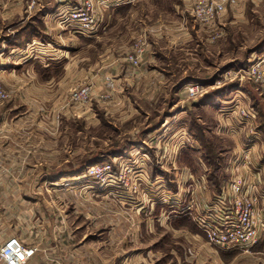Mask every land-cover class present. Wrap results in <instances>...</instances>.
Listing matches in <instances>:
<instances>
[{"label": "rangeland", "instance_id": "obj_1", "mask_svg": "<svg viewBox=\"0 0 264 264\" xmlns=\"http://www.w3.org/2000/svg\"><path fill=\"white\" fill-rule=\"evenodd\" d=\"M81 1L63 0L61 13L68 15ZM118 1L96 8L101 22L91 36L107 30L106 13ZM196 1L174 0L179 9L191 7L184 18L193 36L192 42L176 50L154 34L158 19L177 21L180 27L182 12L172 20L143 3L146 9L135 15L140 19L135 21H141L146 30L135 24L133 46L146 40L150 52L154 47L162 49L156 64L149 54L137 70L145 75H138V88L126 99L119 96L106 102L104 94V103L94 100L99 106L85 112L80 107L87 104L72 100L77 89L73 86L61 91L65 92L61 100L45 101L34 110L12 98L8 84L0 79L10 95L0 102V132L12 136L18 151L19 181L37 183L36 187L0 188V238H11L3 234L13 231V237L30 247L27 241L37 238L39 228L81 229L70 237L72 242L127 245L125 252L114 246L106 253L112 261L125 264H264L263 233L252 250L229 252L212 245L198 223V217L203 218L202 225L214 222L210 215L216 195L230 180L229 165L241 172L244 161L237 154H247L245 150L252 146L249 175L233 172L231 179L250 178L263 188L259 179L264 180V78L250 68L261 63L264 69V0H235L211 27L200 25L192 16ZM37 2H41L39 18L52 8L46 3L56 5L55 0L31 3L36 7ZM162 2L168 5L170 0ZM61 13L49 19L51 31L55 27L81 36L58 26ZM218 33L220 38L214 40ZM116 34L110 42L115 49L124 40ZM98 41L96 51L87 53L91 57L87 67L106 64L102 54L106 36ZM4 68L9 71L8 66ZM191 85L205 87L207 94L194 99L188 93ZM190 101L198 104L186 115L185 104ZM159 124V134L140 139L144 131ZM244 126L249 128L247 136ZM34 136L42 137L48 150L50 172L46 174L30 165L28 156L39 144ZM129 147L133 154L125 155Z\"/></svg>", "mask_w": 264, "mask_h": 264}, {"label": "crops", "instance_id": "obj_2", "mask_svg": "<svg viewBox=\"0 0 264 264\" xmlns=\"http://www.w3.org/2000/svg\"><path fill=\"white\" fill-rule=\"evenodd\" d=\"M32 1L35 2L36 0H0V79L5 85L8 84V88L12 93V98L14 95L22 105L33 108L34 110L38 107H43L45 101L61 100L65 92L67 90L70 91L73 86L75 88L77 87L76 91L85 86L90 87V101L86 106L80 107L82 109L84 108L85 112L93 111V108L95 109L99 106H96V103L94 104V100H96L97 103H104L102 100L104 96L107 97L106 102H109L107 100L119 96L122 99H126L127 94H130L131 90L137 89L136 80L139 78L138 75H145V72H137V70L144 65L143 62L150 57L149 54L152 55L153 63L156 64V57L159 56L162 49L154 47L153 52H150L151 45L149 44L147 53L140 67L137 69H134L127 60L135 38H137L133 34L135 24L142 26L140 29H142L143 32L146 30L145 25L141 21H135L136 18H138L137 21L140 20L139 17L135 15L145 11V3H148L159 15L166 16L168 14V17L172 20H176V14L182 12L181 21L178 22L180 27L176 26L177 21H169L166 23L162 22L161 19L157 20V22L160 23L159 26L158 24L156 25L157 28L154 34L156 40H166V46H168L170 50L172 48L176 50L182 43L187 44L193 41V36L190 35L191 32L189 27L185 28L187 26V21L184 18L185 13L189 12L188 10L191 7L185 10L179 9V6L174 3V0H170L168 5L163 4L162 0H119L121 2L117 0L118 2L106 13L107 20L105 29L107 30L102 33L99 31L98 33H101V36H97L96 34L94 37L63 33V31L55 27L51 31L50 24L52 23L49 19L55 18L58 12L61 13L64 10V7L60 5L63 0H55V6H53L52 3H46L52 6L53 9L51 8L46 11L42 18H39L36 13L40 10L39 7L41 6V2H37V6L34 7V3H31ZM149 1H151V3ZM60 15L63 14L61 13ZM221 21H219L218 24H220ZM215 27L219 30L218 26ZM119 29H121V31H118ZM183 29H185V32H183L184 34L179 33L182 32L181 30ZM114 32L117 33L116 36L122 35L124 39L122 45L117 47V49H115L113 45L110 46V42L115 39L112 37ZM59 35H62V37L60 38ZM104 35L106 36V41L104 42L107 48L102 54L106 56V64L100 68L97 67V64L87 67L86 63L91 61V57H88L87 53L97 49L96 45L99 42L98 40L102 42V39L105 37ZM108 35L112 38L109 39ZM160 41L157 43H160ZM206 41H208V39H206ZM49 44L52 46L48 47ZM39 46L44 47L42 48ZM15 57L20 58L18 60L14 59ZM7 61H11V63H5ZM13 64L17 65L14 66ZM4 66H8L9 71H6L7 68H4ZM102 80L104 81L102 82ZM61 91L65 92L62 93ZM101 91L102 94H99L98 92ZM96 93L97 95L95 96ZM120 93L122 95H120ZM22 99H24L25 102ZM189 110L191 109H186V112L183 113L188 115ZM243 121L244 123L249 121L248 124L255 123L254 120ZM244 128L246 131L245 136H247L249 128L245 126ZM159 130H161V124L144 131L139 137L140 139L144 138V135L151 137L155 134H159V132H161ZM256 136H258V134ZM238 139H242L241 136H239ZM33 140L38 141L39 144L38 147L33 150V153L28 156L30 157V165L32 168H35V171L40 170L43 174H46L50 172L48 165V150H46L45 145L42 143V137L34 136ZM129 145L132 146L133 144L130 142ZM254 148L252 146L251 152ZM140 149L146 152L149 151L146 146H140ZM123 153H125V155H130L133 154V150L129 147L127 151H123ZM17 154L18 151L14 146L12 136H7L0 132L1 189H16L19 186L36 187L37 185V183L33 185L34 183H30L29 181H19ZM237 155L242 157V154ZM231 165H229V169L232 168L230 169L231 171L228 170L230 174L229 179L233 177V172H238V175L235 176H240L243 175L241 172L244 171L246 174L243 176L246 177L250 173L251 169L246 165L239 166L243 169L241 172H239V170L237 171L235 166ZM262 174L264 176V170H262ZM58 221H60V218ZM79 230L81 229H75L73 231L59 227H43L42 229H37V238L32 241H27L32 245L30 247L37 249L35 256L28 264L126 263L117 260L112 261L106 253L111 252L114 246H116L119 252H125V249H129L127 245L119 246L106 242L96 244L74 243L70 237H74ZM8 235H10L11 238H15L13 236L16 234L13 231H8L3 234V237ZM110 237H112V235H110ZM11 238H0V244L7 242Z\"/></svg>", "mask_w": 264, "mask_h": 264}, {"label": "built area", "instance_id": "obj_3", "mask_svg": "<svg viewBox=\"0 0 264 264\" xmlns=\"http://www.w3.org/2000/svg\"><path fill=\"white\" fill-rule=\"evenodd\" d=\"M234 3L235 0H197L192 7V16L200 25L211 27ZM108 4L110 0H82L68 15L57 18L56 23L62 30L90 37L101 22L95 14L96 8L99 5L109 7ZM218 38L219 33L213 39ZM146 52V40H139L133 46L127 60L134 69L140 67ZM260 64L252 66L250 70L262 79L264 69L261 70ZM188 93L194 99L207 94L205 87L200 85L189 86ZM90 96V87L85 86L73 93L72 100L85 105L89 103ZM9 97L8 91L0 84V102L8 100ZM245 152L247 154H243L242 159L244 166L249 167L248 153L251 150L247 149ZM259 183L263 188L250 178L236 177L228 180L224 189L216 195L214 212L212 210L210 215L214 222L202 225L203 218L198 217L199 226L212 245L229 252H248L261 241V233L264 235V180L259 179ZM36 251L33 247H26L18 238H11L0 244V264H28Z\"/></svg>", "mask_w": 264, "mask_h": 264}, {"label": "water", "instance_id": "obj_4", "mask_svg": "<svg viewBox=\"0 0 264 264\" xmlns=\"http://www.w3.org/2000/svg\"><path fill=\"white\" fill-rule=\"evenodd\" d=\"M197 104H198L197 101H190V102L185 104V108L186 109H191V107H193L194 105H197Z\"/></svg>", "mask_w": 264, "mask_h": 264}]
</instances>
